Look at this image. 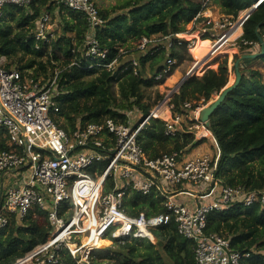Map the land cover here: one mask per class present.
<instances>
[{"label":"built area","instance_id":"1","mask_svg":"<svg viewBox=\"0 0 264 264\" xmlns=\"http://www.w3.org/2000/svg\"><path fill=\"white\" fill-rule=\"evenodd\" d=\"M199 1L201 10L189 29L143 36L131 43L133 48H119L118 56L108 62V50L101 47L95 34L106 23L96 3L57 0L58 5L83 13L88 25L85 40L73 50L76 56L69 67H82V58H85L90 60L87 68L97 66L114 72L120 58L132 50L151 54L165 50V66L155 76L161 81L178 63V58L170 53H182L184 43L188 52L200 39L212 42L219 36L217 43L228 42L223 38L239 16L233 18L224 13L215 16L213 0ZM261 1L255 0L245 21ZM31 3L32 0H0V19L8 5L26 8ZM51 17L50 12L44 11L36 20V48L55 38L54 32L48 33L52 27ZM239 38L230 42L236 46ZM5 63L6 57H0V130H5L9 146L0 151V232L8 227L12 216L23 220L36 207L47 213L51 226L48 241L14 264H60L62 251L69 252L76 264H95L91 260L92 253L109 245L110 238L121 242L146 239L156 244L154 229L170 217L177 233L194 242L196 264H241L243 258L250 256L249 252L241 253L232 248L226 236L207 233V216L235 203L248 207L255 203L264 205V188L246 190L242 186L224 185L216 175L219 149L216 154L193 156L184 151H172L152 159L138 141L141 130L151 118L165 122L168 137L192 133L196 139L202 138L209 133L200 120V111L206 105L204 99L195 107L186 101L182 105L184 112L173 113L174 105L170 100L174 90L171 98L158 101L143 121H140L141 114L133 121L134 112L130 110L126 113L129 122L108 118L67 133L53 118L60 111L54 98L59 95L56 85L60 71L56 70L54 76L43 83L16 67L6 68ZM130 63L137 74L139 61L133 58ZM8 175H13L15 181L6 180ZM184 183L205 186L207 194L203 198L206 201H201L194 209L178 203L174 195L181 193L179 187ZM132 193L163 196L165 212L149 216L144 212L137 216L128 214L126 201ZM64 206L67 209L61 211Z\"/></svg>","mask_w":264,"mask_h":264},{"label":"trees","instance_id":"2","mask_svg":"<svg viewBox=\"0 0 264 264\" xmlns=\"http://www.w3.org/2000/svg\"><path fill=\"white\" fill-rule=\"evenodd\" d=\"M118 2L113 11H120L113 15L100 9L106 23L95 32L101 47L108 50V62L118 56L119 48L130 49L133 46L129 43H135L143 36L185 31L201 10L199 0ZM214 2L226 16L237 18L243 14L245 18L255 0ZM30 10L27 12L26 8L15 5L5 8V15L0 19V57H6V68L16 67L43 83L53 77L56 70L60 71L56 85L59 95L54 97L60 111L53 116L60 127L71 133L108 118L129 122L126 113L130 110L134 112L131 116L133 121H137L140 114L141 121L147 117L155 103L146 99L145 91L160 82L155 76L165 66V50L153 54L132 50L120 58L114 72L97 66L87 68L90 60L85 58H82V67H69L76 56L73 50L83 44L88 32L85 15L58 5L57 0H32ZM55 10L61 18L62 34L36 48V20L42 12L52 14ZM235 27L231 40L241 34V30ZM258 35L264 39V0L243 24L240 47L215 53L209 65L199 68L173 94L170 100L174 105L173 113L184 112L182 105L186 101L195 107L202 99L206 104L215 100L233 83L237 58L244 53H253L255 44L260 47ZM208 41L211 40H198L192 48L193 54L201 45L210 43ZM181 52L172 51L170 55L178 58V62L182 61L183 54L188 53L186 43ZM133 58L139 61L137 74H134L130 63ZM261 58L264 60V55ZM247 62H241V82L210 116L211 126L207 131L219 149L216 175L223 184L259 190L264 188V83L261 70L252 69L247 73ZM114 84L119 97L113 92ZM163 97V94L158 95V99ZM138 141L146 155L154 159L172 151L192 150L206 142V137L196 139L192 133L168 137L165 135V122L151 118L141 130ZM8 147L6 132L1 129L0 151ZM163 201V196L154 193H132L126 201V210L132 216L141 212L148 216L159 214L165 212ZM66 209L64 206L61 211ZM50 231L47 213L38 207L23 220L12 216L8 227L0 232V264H14L46 243ZM206 231L226 236L231 247L241 253L249 252L250 256L243 258L241 264H264V205L255 203L248 207L235 203L226 210L212 211L207 216ZM154 234L159 241L156 244L139 240L121 242L110 238L109 245L94 251L91 260L95 264H196L194 242L177 233L172 217L154 229ZM59 257L60 264H76L67 251H62Z\"/></svg>","mask_w":264,"mask_h":264},{"label":"rangeland","instance_id":"3","mask_svg":"<svg viewBox=\"0 0 264 264\" xmlns=\"http://www.w3.org/2000/svg\"><path fill=\"white\" fill-rule=\"evenodd\" d=\"M95 3H96V5L100 8V9H102V10H108L109 12H111V14L113 15L115 12H119L120 10L119 9H117V11H113L116 7H117V5H119V0H93ZM211 6H212V8H213V11H214V15L216 16V15H218V13H222L221 11V8H220V6L216 3V2H214V0L211 2ZM253 9V8H252ZM26 10H27V12H31V10H30V7H26ZM243 14H240L239 15V17L238 18H240L241 16H242ZM51 18H52V21H51V23H52V27L51 28H49V30H48V33H51V32H54L53 33V35H54V37L56 38V37H58L59 35H61L62 34V23H61V18H60V16L58 15V13H57V11L55 10L54 11V13L52 12V14H51ZM247 17V16H246ZM246 19V18H245ZM237 22L238 21H236L234 24H233V26L235 25L236 27L235 28H237V26H238V24H237ZM232 26V27H233ZM189 27V25L187 26V29H189L188 28ZM231 27V28H232ZM230 31V30H229ZM228 31V32H229ZM238 32V31H237ZM239 36L241 37L242 36V33L241 34H239ZM239 36H237L236 38H238ZM192 36H188V38H191ZM220 37L219 36H217V37H215L214 39H212V40H214V41H208V42H211V43H206V45L207 44H210L209 45V47H208V49L206 48V49H202L201 50V55H199V56H195L194 57V54H193V52H192V50H190V51H188V53L187 54H183V57H182V61H180V62H178L177 64H176V66L174 67L175 69H173V71L171 72V74L170 75H168L166 78H164V79H162L158 84H155L154 85V87H152V88H149V89H147L146 91H145V95H146V99L150 102V103H157L158 101H162V100H164V99H166V98H171V94L174 92V90H175V88H176V86H178V84H180L183 80H184V74L186 73L185 72V70H190V69H192L193 68V66L194 65H196V61L199 63V61L200 60H202L204 57H206V56H208L206 59H205V61L204 62H202L198 67H196V69H195V72L199 69V68H201L202 66H204V68L207 66V65H209L210 63H211V59H212V57H213V55H215L214 53H218V51H227V50H231L232 48H239L240 46H238L237 47V44L240 42V38L238 39V41H237V43H235L236 44V46H234L233 45V43L232 42H230V41H228V42H222V43H217V41H220V39H219ZM235 38V39H236ZM235 39H233V40H235ZM131 43H133V41H131ZM131 43H129V45L131 44ZM212 43L214 44V43H216V45H212ZM128 45V46H129ZM132 45V44H131ZM204 45V44H203ZM239 45V44H238ZM133 46V45H132ZM202 46V45H201ZM200 46V47H201ZM134 47V46H133ZM132 47V48H133ZM199 47V48H200ZM125 48V47H124ZM198 48V49H199ZM259 48H261V47H259V45L258 44H255V49L254 50H252V51H254V52H260L261 51V49H259ZM197 49V50H198ZM216 49V50H215ZM215 50V51H214ZM196 52V51H195ZM212 53V54H211ZM247 61V60H246ZM247 63H249V64H247V68H246V71H247V73L249 72V70H252V69H259V70H261V71H263V75H262V78H263V80H264V60H263V58H255V59H248V62ZM183 72H184V74H183ZM183 74V75H182ZM248 75V74H247ZM232 83V82H231ZM113 92L116 94V96L117 97H119V93H118V89H117V85L116 84H114L113 85ZM160 94H163L164 95V97L163 98H159L158 99V95H160ZM156 99H158L157 101H156ZM212 101H210V102H208V104L209 103H211ZM207 105V104H206ZM141 121V120H140ZM202 135V134H201ZM208 135V134H207ZM200 137V136H199ZM202 138L203 137H206V136H201ZM198 139H200V138H198ZM205 146H208V148H211L212 149V151H214V147L212 146L213 145V143L210 141V139H207L206 138V142H205V144H204ZM190 151H192L191 150V148L190 149H187L186 150V153L187 154H189L190 153ZM8 179H11L12 181H15V178L13 177V175H8L7 177H6V180H8ZM222 181V180H221ZM223 183V182H222ZM188 184L187 183H184V184H182L179 188L181 189V192L182 191H184V189H186V190H188ZM187 187V188H186ZM189 187L191 188V187H193V188H195V187H198V186H196V185H189ZM205 188V187H204ZM131 196V195H130ZM178 202V201H177ZM178 203H180V204H183L182 202H178ZM185 205V204H184ZM187 206V205H186ZM141 242H144V243H146V242H149L148 240H146V239H144V240H140ZM108 245V244H107ZM107 245H105V246H107ZM262 253H264V251H262Z\"/></svg>","mask_w":264,"mask_h":264},{"label":"crops","instance_id":"4","mask_svg":"<svg viewBox=\"0 0 264 264\" xmlns=\"http://www.w3.org/2000/svg\"><path fill=\"white\" fill-rule=\"evenodd\" d=\"M248 13H247V15H248ZM246 16H245V18H246ZM245 18H244V21H245ZM241 33H243V25H242ZM205 40H210V39H205ZM254 49H255V46L253 47V50ZM195 63H196V65H194L192 69L185 70V72H186L185 74L183 72V74L185 75L184 77H186V79L189 78L190 76H192L194 74V72H195L196 67H198L201 64V63H198L197 61ZM261 72L263 73V71H261ZM263 83H264V80H263ZM176 87H177V89L175 88V91L178 92L179 86H176ZM154 113H156V112H154ZM206 138L210 139V141L213 143L212 146L214 147V151H212L211 148H208V146H205L204 145L205 142H204L200 146H198L196 148H193L192 151H190V153L187 154V155L188 156H193V155L199 154V153L216 154L217 151H218V147H217L216 141L214 140V138L209 133L206 136ZM204 187L205 186H198V187H195V188H193V187L188 188V190L184 189V191H182L180 194L174 195V199L176 201H178V202H182V203L186 204L189 208L194 209L195 206H198L201 201L202 202L206 201V198H203V197H204L205 194H207V189H205Z\"/></svg>","mask_w":264,"mask_h":264},{"label":"water","instance_id":"5","mask_svg":"<svg viewBox=\"0 0 264 264\" xmlns=\"http://www.w3.org/2000/svg\"><path fill=\"white\" fill-rule=\"evenodd\" d=\"M259 43L261 46L260 52H253V53H244L241 56L237 58V60L234 63L235 66V79L233 83L228 85L223 91L213 100L211 103L205 105L202 110L200 111V120L205 123V126L209 128L211 126L210 123V116L214 113V111L218 108V106L225 100L227 95L233 91L241 82L242 79V73H241V67L240 64L244 60L248 59H255L259 58L264 55V39L258 35ZM186 81V77L181 82L180 86ZM158 239L156 238V243H158ZM105 248V247H104Z\"/></svg>","mask_w":264,"mask_h":264},{"label":"bare ground","instance_id":"6","mask_svg":"<svg viewBox=\"0 0 264 264\" xmlns=\"http://www.w3.org/2000/svg\"><path fill=\"white\" fill-rule=\"evenodd\" d=\"M243 18H244V15L240 18V20H239V24H238V31L239 30H241V25H242V22H243ZM234 27H235V25L230 29V31L226 34V36L223 38L225 41H232L231 39H230V37L233 35V29H234ZM196 43H197V41H196ZM211 43V42H210ZM209 45L210 44H204L203 46H201L200 48H199V50L198 51H196L195 53H194V56H199V55H201V50L202 49H208V47H209ZM164 117H168V114L167 113H165L164 114Z\"/></svg>","mask_w":264,"mask_h":264},{"label":"clouds","instance_id":"7","mask_svg":"<svg viewBox=\"0 0 264 264\" xmlns=\"http://www.w3.org/2000/svg\"><path fill=\"white\" fill-rule=\"evenodd\" d=\"M242 34H243V33H242ZM190 77H191V76H190ZM187 79H188V78H187ZM187 79H186V80H187ZM207 104H208V103H207ZM207 134H208V133H207ZM207 134H206V135H207ZM206 135H205V136H206Z\"/></svg>","mask_w":264,"mask_h":264}]
</instances>
